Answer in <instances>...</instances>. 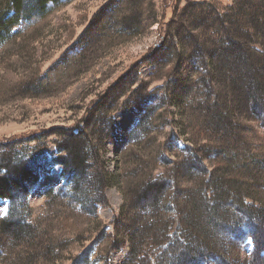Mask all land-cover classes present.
Listing matches in <instances>:
<instances>
[{"label":"rangeland","instance_id":"374dc122","mask_svg":"<svg viewBox=\"0 0 264 264\" xmlns=\"http://www.w3.org/2000/svg\"><path fill=\"white\" fill-rule=\"evenodd\" d=\"M233 1L72 0L13 29L0 44V173L17 163H6L9 156L22 163L65 158L68 150L59 153V148L77 134L87 167L84 176L72 173L69 185L76 187L77 197L93 202L79 201L86 207L80 212L76 195L60 190L62 170L53 165L25 202L17 197L15 205L17 219L29 224L37 239L33 234L34 240L19 241L0 229V264H72L80 256L86 264H157L169 246L192 245L180 223V206H190L203 183L212 190L218 179L239 188L255 209L263 207L261 167L238 171L223 152L245 158L262 152L264 99L235 106L228 128L237 137L223 141L206 123L219 105V93L225 94L217 87L210 50L199 49L197 41L189 49L195 63L176 61L180 42H186L185 27L204 22L200 28L209 26L216 33L218 14L212 5L197 21L189 20L196 3L223 7ZM216 34L215 39H223ZM243 91L249 98V88ZM227 99L231 106L232 98ZM101 172L112 178L111 184L99 179ZM151 180L160 181L161 193L142 200ZM233 200L229 208L239 223L221 226L208 262L264 264V258L252 254L250 235L257 250L264 251V215L253 212L252 220L243 210V218ZM8 206V200H0V221ZM160 218L166 224L155 223ZM150 224L159 228L149 229ZM114 226L122 240L117 245L110 242ZM145 226L143 234H148L133 238ZM116 246L107 256L105 249ZM133 247L136 253L129 260Z\"/></svg>","mask_w":264,"mask_h":264},{"label":"trees","instance_id":"16d2710c","mask_svg":"<svg viewBox=\"0 0 264 264\" xmlns=\"http://www.w3.org/2000/svg\"><path fill=\"white\" fill-rule=\"evenodd\" d=\"M71 1L72 0H0V44L2 42L5 43L10 38L13 29L22 25L23 27L26 25L28 26ZM151 3L152 2H150V4ZM209 5H212L217 11L218 18L215 22L218 25L215 26L216 33L222 34L223 39H215L214 37L217 34L209 30V26L200 28L199 25H204V22L200 24L193 22L189 26L191 30L185 27L188 29L185 35L186 42H183V40L181 41V38L179 39L183 44L180 42V54H177L176 61L181 62L186 58L187 61L193 59L189 54V49L192 52V48H194L193 45L196 46L197 41L199 42V49L204 48L210 50L212 57H214V63L217 65L215 69V75L218 81L217 87L220 90H224L225 94L219 93L221 95L219 105H217V109L215 106L214 109H211L212 113L208 115L206 123L209 127L208 130H210V127L216 129L217 131L215 132L222 138L221 140L225 141L226 137H237V134L230 133V128H228L229 126H233L232 120L235 106L240 105V107H247L254 98L260 101L264 99V0H234L231 5L223 7L216 2L196 3L197 12L196 14L194 13L189 20L192 21L196 19L197 21L200 19L199 15L206 11L207 8H211ZM152 7L153 4H151V8ZM213 8L212 10H214ZM193 31L198 32V34H194ZM157 47L158 51L162 48V46L159 45ZM167 52L168 50L166 49L165 53ZM192 61L193 63L196 62L195 59ZM226 69L229 74L225 73ZM230 73L234 78H229ZM247 83L249 84L248 87ZM243 87L249 88V91H251L249 98L245 91H243ZM229 96L232 98L231 106L227 99ZM206 131L207 129L205 132ZM78 139L77 134L73 136L70 134V145H64L62 149L59 148V153H65L68 150L67 156L65 158L59 157L52 162L47 161L45 157L44 160L35 159L34 163L23 162V165L22 162H19V160L12 156L6 158V163L9 165L12 160L17 163L13 166L11 165L10 171L8 170L6 172V170H4L3 174L0 173V200L9 201L6 217L0 221L1 233L4 236L9 235L19 241L34 240L33 228H31L29 224H25L22 219H20V221L17 219V212L15 210L17 197L25 202L31 191L35 188L40 177L50 173V168L53 167V165L59 166L62 170L61 176L64 181V188L62 187L63 189L61 188L60 190H67L69 193L76 195L73 196V199L75 207L78 208L80 212L85 211L86 207L79 201L93 202L88 196L87 199L77 197L79 192L76 191V187L71 189L69 185V183L71 184L72 182L70 177L72 173L84 176L87 167L86 155L84 152L85 148L83 143ZM217 143L224 144L221 141ZM223 153L225 155L224 157H226L224 158L225 161L227 160L228 163L231 162L235 167H240L237 169L238 171L244 172L246 168L252 169L255 168V166H259L262 169L261 171L264 172V148L262 152L255 153L253 158H245V156L232 151ZM242 156L244 159H242ZM228 166L230 167V164ZM8 175H11L13 178L6 177ZM98 177L107 185L112 183V178L106 172L99 173ZM159 185V180H151L143 189L144 194L141 197L142 200L145 196L147 199L151 197L150 194H152L154 198L157 197V194L160 195L161 186ZM206 186L207 184L203 183V186L200 188V194L198 195L199 192H196V195L193 196L192 203L189 202L190 206L188 204H182L180 206L184 209L180 215V223L184 227L187 234L186 237L189 239V242L191 241L192 245L185 242L182 245L179 243L175 247L169 246L164 255L161 256V259L157 260V264H210L208 261L211 258L213 259L211 254L215 253V248L218 246L216 240L220 236L219 233L222 234L221 226L223 224L239 223L237 214L233 213L229 208L232 206V199H234L233 201H235L237 205V210L241 213L240 215H243V218L245 217V212L251 216L252 220L256 219L255 216L252 215L256 212L264 215V205L263 207L260 206L258 209H255L253 204L247 203L249 197L240 191L239 188H236L235 185H232L230 181L223 179L215 180L211 188L212 190ZM50 192H52V190H50ZM102 195V199H105L104 194ZM233 207L235 206L233 205ZM247 220L249 219L247 218ZM163 221V218H160L155 223H164ZM146 227L147 226L143 229L139 228L137 233L133 235V238L138 236L142 238L146 236L148 233L143 234ZM151 227L159 228L153 224L149 225V229H151ZM248 229L247 233L250 231L251 227L248 226ZM113 230H115V232L112 234V240L110 241L112 245L122 243V240L118 237L117 228L115 226ZM165 233L167 237V227ZM250 235L255 244L252 254L256 252L255 255L257 258H264V251L259 252V250H257L255 238L252 234ZM34 238L37 239L35 234ZM261 245L264 247V238ZM117 248L116 246L113 250L105 249L106 255H110ZM135 253L136 248L133 247L129 260H132ZM81 257L82 256L79 258L77 257L72 264H86L85 261H80ZM214 257L217 258V256ZM197 258L202 259L199 261ZM220 263L221 262H219V264ZM222 263L229 264L227 261H222ZM149 264L152 263L149 262ZM255 264H259V262L257 261Z\"/></svg>","mask_w":264,"mask_h":264}]
</instances>
